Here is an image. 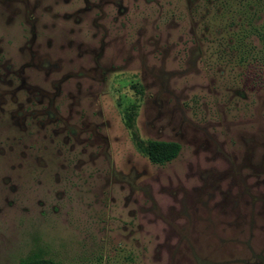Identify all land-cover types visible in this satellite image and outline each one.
Wrapping results in <instances>:
<instances>
[{
  "label": "rangeland",
  "instance_id": "1",
  "mask_svg": "<svg viewBox=\"0 0 264 264\" xmlns=\"http://www.w3.org/2000/svg\"><path fill=\"white\" fill-rule=\"evenodd\" d=\"M0 21V92L7 63L36 88L0 93V264H264V0H0Z\"/></svg>",
  "mask_w": 264,
  "mask_h": 264
},
{
  "label": "flooded vegetation",
  "instance_id": "2",
  "mask_svg": "<svg viewBox=\"0 0 264 264\" xmlns=\"http://www.w3.org/2000/svg\"><path fill=\"white\" fill-rule=\"evenodd\" d=\"M30 9H32V8H30ZM1 22V21H0ZM19 27V26H18ZM20 28V27H19ZM4 29H5V27L3 26L2 27V29H1V31H0V34H3L4 35ZM32 30H33V26H32ZM21 33V32H20ZM1 36H0V40H1ZM35 40V35H33V37H32V41H34ZM12 42H13V39H12ZM10 45H11V43H10ZM1 52V51H0ZM35 53V52H34ZM7 53H5V55H6ZM1 56H3V54H2V52H1V54H0ZM4 55V56H5ZM8 55V54H7ZM8 64L10 65V63H7V64H5L4 65V70H5V74L4 75H2V77L5 79V80H9L10 81V84H11V86L10 85H7V84H5L4 82H5V80H4V82L2 81V85L4 86V93L6 94V93H8V92H13V93H16V92H20V91H22V89H24L27 93H31L32 92V90H34V89H36L35 87H33L32 86V84L30 85L29 83H27L24 79H23V77H22V74H23V72H24V67H20V68H18V70H17V75H18V77H17V75H16V72H15V74H14V72H13V70H12V68H10L9 66H8ZM46 64H49V59L47 58V57H42L39 61H38V65L40 66V68H44L45 66H46ZM53 66H54V64H52ZM52 65H50V67L52 66ZM57 65V64H56ZM56 65H55V68L54 69H56ZM11 66V65H10ZM12 67V66H11ZM49 67V68H50ZM48 68V69H49ZM53 69H50L49 71H52ZM17 78V82H18V84H14V80L12 79V78ZM0 78H1V75H0ZM79 78H82V76H81V74H79V73H75V74H73V75H69V74H66V75H64L63 77H61V78H59L58 80H56V81H54V82H52V86H53V92H55L56 94H49V95H47V97H57L58 96V94H60V91H61V89H62V87H64V85H66L67 84V82H68V80H70V79H79ZM16 82V83H17ZM10 87H12V89L10 88ZM69 86L67 85L66 86V88H68ZM8 88H10V89H8ZM8 91V92H7ZM10 92V93H11ZM1 93V92H0ZM3 93V94H4ZM2 94V93H1ZM1 94H0V96H1ZM2 94V95H3ZM45 96H46V94H45ZM17 99V98H16ZM68 129L70 130V128L68 127Z\"/></svg>",
  "mask_w": 264,
  "mask_h": 264
},
{
  "label": "trees",
  "instance_id": "3",
  "mask_svg": "<svg viewBox=\"0 0 264 264\" xmlns=\"http://www.w3.org/2000/svg\"><path fill=\"white\" fill-rule=\"evenodd\" d=\"M178 149H179L178 145L174 144V145H172V150L170 151L169 154L160 155V156H158V155L154 156V155L147 154V156L150 158V160L153 163H163V162L169 161L171 158H173L176 155ZM20 264H33V262L23 261Z\"/></svg>",
  "mask_w": 264,
  "mask_h": 264
}]
</instances>
